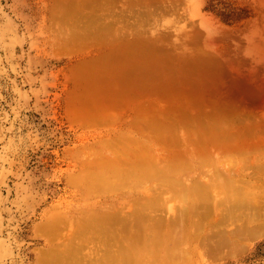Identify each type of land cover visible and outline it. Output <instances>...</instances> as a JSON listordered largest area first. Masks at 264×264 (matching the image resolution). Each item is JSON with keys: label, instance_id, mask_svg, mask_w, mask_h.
<instances>
[{"label": "rangeland", "instance_id": "1", "mask_svg": "<svg viewBox=\"0 0 264 264\" xmlns=\"http://www.w3.org/2000/svg\"><path fill=\"white\" fill-rule=\"evenodd\" d=\"M66 1L0 0V264H50L54 251L61 256L66 249L63 246L74 250L75 243L80 242L74 237H78L74 228L77 225L72 227L71 222L84 213L90 215L92 210L93 214L95 209L98 214H110L114 208L129 212L128 206L134 204L135 197L140 200L160 193L159 201L165 204L154 213L170 219L183 207V201L174 196L175 191L194 183L215 181L213 204H209L224 208V204H214V200L221 192V201L231 203L228 192L233 188L231 194L240 190L236 194L240 199L231 195L234 202L238 199L247 206L251 203L264 214V104L261 106L263 102L259 101L264 97V87H259L258 79L252 77L250 84L254 83L252 87L260 96L252 100L253 104L247 98L249 105L242 101L243 96L238 99L232 93L233 79L240 77L237 74L256 67L250 58L254 64L249 66L239 51L243 49L241 43L249 42L250 31L261 26L262 18L257 21L251 2L142 0L150 6H145L150 8L149 15L140 0L134 10L139 11L142 4L140 12L147 13L142 17L139 12H132L139 14V19L130 12L132 16L127 12V18L121 17L125 4L126 10L121 13L129 11L130 0H115L114 4H120L111 5L116 17L119 7L120 18L116 21L109 11L103 10L106 0H98L105 6L99 7L101 10L96 7L105 13L94 8L93 0ZM88 4L98 12L93 13ZM154 6L162 11L153 12ZM98 13L108 16L106 22L97 20L101 16ZM110 16L111 21L107 20ZM91 17L103 20L105 25L114 24L108 32H99L103 24L93 22ZM241 35V41L246 39L244 43L238 41ZM212 37L213 44L218 43L219 47L211 45L213 40L208 39ZM216 37H224L227 42L223 38L216 42L221 40ZM247 45L245 51L251 49ZM238 55L245 58L247 65L241 58L239 62L235 60ZM239 63L245 67L240 69ZM258 66L256 72L261 69ZM261 71L264 73V68ZM229 77H233L232 82ZM151 126L153 130L149 129ZM146 148L167 175L141 177L135 184L138 187L117 189L120 194L114 192L117 190L90 191L85 184L71 182L78 175L85 179L88 174L90 178L91 171L93 176L102 170L101 175L105 172L107 177L112 173L108 170L117 165L128 170ZM110 179L105 181L111 183L113 177ZM162 179L169 182L165 184L180 183L181 187L171 190L162 185ZM116 181L112 182L117 184ZM227 182H231L229 189ZM220 184L226 185L227 193L221 191L225 189ZM244 199L252 201L246 203ZM246 207L243 208H251ZM57 208L65 215L61 217L71 220L66 219L71 228L64 226L65 232L60 230L58 237L37 230L55 217ZM245 209L246 213L250 210ZM257 212L255 216L261 215L257 217L263 222V214ZM218 213H212L213 220L209 222L218 218ZM231 225L228 228L234 227ZM187 227L191 229L189 223ZM68 232H74V241ZM263 234L247 240L245 249L235 255L211 260L198 257L195 264H264ZM65 240L67 244L70 240L75 243L65 245ZM89 242L85 245L96 253L101 246L97 244L98 249L96 241ZM59 244L62 253L56 250ZM84 249L87 251L83 254L91 251ZM57 254L56 259H60Z\"/></svg>", "mask_w": 264, "mask_h": 264}, {"label": "bare ground", "instance_id": "2", "mask_svg": "<svg viewBox=\"0 0 264 264\" xmlns=\"http://www.w3.org/2000/svg\"><path fill=\"white\" fill-rule=\"evenodd\" d=\"M73 1L74 0H71V2H73ZM78 1H81V0H78ZM82 1H84V0H82ZM89 1H91V3H92V0H89ZM93 1H95L94 2L95 3L94 8L97 7L99 9V7L101 8L102 6H104V4L106 7L110 6V8H108V7L107 8L111 9V11L106 10L105 6H104L105 8L103 10H105L106 12L109 11L108 14L109 13L112 14V17L113 16L115 17L113 19L116 21H117V18L119 17V14H121V17L126 16V18H127V15H128V14L126 15L127 12L132 13L134 11H137V13L139 12L140 15H142V17L144 16L145 13H147V12H145L146 10L148 11V9H149V15L151 12L150 8L147 9V7H150V6L146 5L147 0H146V2H143L141 0L142 3H144V5H143L144 8L141 6L142 4H140V8L142 7L143 9H145V11H144L145 13H142V11L140 12V8H139V11L137 10L138 7H136V6H138V4L140 3L139 2L140 0H138V1L137 0H130L128 2L129 5L127 7V9L129 11H124L125 13H123V14H125V15H123L121 12H123V9L126 10L127 5L126 4H125L126 6L124 5V8L122 9V11L121 12L119 11L120 13L118 12L119 7H117L116 11H117L118 17H116L115 15H113V13H114L113 11L115 10V8H114V10L111 8V5L115 3V0H113L114 1L113 3L110 2L109 0L108 1L106 0V3H104V4H103V2H102V4L100 3L102 0H100V2H98V0H93ZM103 1H105V0H103ZM153 1H154V3L159 2L157 0L156 1L153 0ZM66 2L67 1L65 0V3ZM71 2H69V3H71ZM116 2H117V0H116ZM118 2H119V0H118ZM248 2L249 3L251 2L250 3L251 7L253 8V10L255 11V14L257 16L256 19L258 18L257 21H259V20L261 21V18H262L261 26L255 28L256 30H254V31H250L251 33L249 34V42L247 41L249 43V46L251 45L250 46L251 49L249 47H247V49L249 48L251 50V51L249 49H248L249 51L247 50L248 52L251 53V55H249V57H246V56H248V54H250V53H248L247 51H245L246 49H244V48H246L244 46H248L247 45L248 43L247 42L244 43L246 39L244 41H241L243 38V36H242L243 34L241 35L242 37L240 38V36H239L240 39L239 40L237 39V40L239 42L241 41L244 44H246V45H244L240 42L241 45H243V49H241V45H240V48H239V49H241V50H239L240 54L247 59L248 58L253 59L252 61H255L256 67L253 68V66H252V64H254V62L251 63V61L249 59L246 61L250 62L251 64L246 62L244 60L245 58L244 59L241 58L239 56L240 55L239 54L238 58H236L235 60L238 61L241 58V61L243 59V61L246 62V65L248 63L249 66H252V67L249 68L247 71L239 72L240 74L238 73L239 68L237 67L238 68L237 69V73H238L237 75H239L240 77L239 78L237 77L238 79H233L235 81L232 80L233 77L232 78L229 77V79H231L230 81L231 82L233 81L232 84H233V87L235 88V90L232 89L233 91H235L232 93L235 96H237V98L239 96H240L239 98H241V96L246 98L245 100H244V98H242V101H245L244 103L247 102L246 101L247 98L251 99V102H252L253 99L255 101V99H257V98L259 99V96H260V92L257 91L258 92L257 93L256 88L252 87V85L254 83L252 82L253 84H250L252 77H256L258 79V82H259L258 86L259 87H264V75H262L260 73L261 69L264 68V66H263L264 65V0H254L253 3L251 0H248ZM86 3H89V2H87V0H86ZM119 3H122V0ZM119 3H116L114 5H117V4L120 5ZM124 3H125V1H124ZM154 3L152 2V4H154ZM160 3H162V2L160 1ZM90 4H88L89 5L88 7H90ZM68 5H71V4H68ZM80 5H77V6H80ZM148 5H149V3H148ZM83 6H85V5H83ZM122 6H123V4H122ZM145 6H147V7H145ZM159 6H158V8H159ZM86 7H87V4H86ZM112 7H113V5H112ZM160 7L163 8V5ZM90 8L92 10L93 6ZM135 8H137V9L134 10ZM154 8L155 9L153 12L157 13L158 8H156L155 6H154ZM162 8H160L159 11H162ZM101 9H99V10H101ZM94 10H92L93 13H94ZM97 10H95V13H97L99 11V10L98 11ZM159 11H158V13H160ZM99 12H101V11H99ZM111 12H113V13H111ZM153 12L151 15L155 14ZM103 13H105V12H103ZM115 14H116V12H115ZM132 14H130V15L132 16ZM135 14H136V12H135ZM93 15L96 16L95 14H93ZM99 15L102 16L103 14L98 13L97 16L99 17ZM140 15L138 14L139 17H140ZM146 15H148V14H146ZM97 16H96V18H97ZM101 16L99 18H97V20L102 18L105 21L106 17H108L107 15H106V17H104V15L102 17ZM138 16H135V17H138ZM93 17H91V18H93ZM112 17L110 16L109 19L107 18V20H110V18H112ZM96 18H95V20H96ZM126 18L124 20H126ZM139 19H141V17ZM91 20H93V22H95L94 18ZM103 20H102V22H101V20L97 21V23L101 22L100 24H103V26H100V28H98L99 32L101 29H102L101 32H106V31L108 32L109 30H111V28H112L111 25H113L114 23L110 22L111 25L109 26L108 25L109 22H108V24L106 23L107 25H105L104 23L106 21L104 22ZM114 20H112V22ZM118 20H120V19H118ZM252 20H254V19H252ZM135 21H136V19H135ZM249 24H251V23H249ZM252 25L254 27V24H252ZM255 25H257V24H255ZM250 27H252V26H250ZM85 29H86V27H85ZM85 29H83V31ZM89 31H90V29H89ZM89 31H87V32H89ZM247 34H248V32H247ZM220 35L222 36L221 33H220ZM83 36H84V34H83ZM214 37H215V35H214ZM224 37H226V34ZM224 37H222L223 40H224ZM246 37L248 38L247 35H246ZM220 38L221 37H219V38L216 37V39H220ZM222 38H221V40H217L216 42H218V41L222 42L223 41ZM208 40H210V42L213 40L211 42V45H213V46H215V44L216 45L218 44V43L213 44V42H215L214 41L215 39H213V37L208 39ZM225 40L227 42V39H225ZM210 42L208 41V43H210ZM219 45H222V43L220 44V42H219ZM227 51H228V49H227ZM242 51H243V53L245 52L244 55H243ZM228 53H229V51H228ZM230 53H231V51H230ZM246 53H247V55H245ZM242 64H244V63H242ZM242 64L241 63L238 64V65H241L240 69H243L245 67ZM230 65H232V64H230ZM258 65H260V66H258ZM242 66H243V68H242ZM257 66L261 67L259 72L258 71L256 72V70L259 69V68H257ZM230 67H229V71L234 72V71H232V69ZM233 68H234V66H233ZM261 72L263 73V71H261ZM235 75H233V76H235ZM228 76H230V74ZM236 76L234 78H236ZM229 79L227 82H229ZM229 83L228 84L226 83V85H229ZM228 87L226 86V89ZM228 89H230V88H228ZM228 92H230V91H228ZM227 94H229V93H227ZM262 96H261V98H262ZM261 98L259 101L263 102V103H261V106H262L264 104V101H263L264 97L262 100H261ZM256 101H258V100H256ZM246 104H248V103H246ZM252 104H253V102H252ZM252 104H251V106H254ZM254 104H255V102H254ZM259 105H260V102H259ZM257 106H258V104H257ZM152 126L149 127L150 130H153ZM154 130H156L155 127H154ZM145 151L146 152L143 155L139 156V159L138 158H137V160L135 159L136 161H134L132 167H130L128 170H124V168L120 167V165L114 166L110 170H108V173H110V171L112 172L111 174H108L109 176H107L108 178L111 177V179L113 177V180L110 179L111 183L106 182V181H108V180H106V179H108L106 177L107 173L104 172L105 174L102 173V175H101L102 170L100 171V174H97V175L93 174V176L91 174L92 173V171H91L90 178H89L88 174L86 175V172H85V175H86L85 179L83 176L81 177L79 175L78 176L76 175L77 176L76 178L73 176V179L74 178L75 179L73 181L71 180V182H73L75 185L76 184L77 185L78 184L79 185L85 184V186H88V190H90V191L99 190V191H104V192L108 191V193H110V190L114 191L117 189H119V190L123 189L122 191H124V189L128 188V187H138L135 184H138L137 181L140 180L139 178H141V177H144L146 179H153V178H156L158 176L167 175L168 173H163L164 171L160 170L159 162L156 160L152 151H150V149H147V148L145 149ZM170 171L172 172L173 169ZM82 173H80V174H82ZM83 175H84V173H83ZM100 175L105 176V177H101ZM114 177L115 178L118 177L119 179L121 178V180L118 179L119 183H118L117 178L114 179ZM162 180H163L162 185L170 188L171 190L172 189L176 190L177 188L181 187L180 183L167 184L168 181L165 179V181H167L165 184L164 179H162ZM81 181H82V183H81ZM112 181H116L117 184L113 183ZM225 181H227V180H225ZM220 183H222V181ZM230 183L231 182H227V185ZM194 184L191 186L188 185V187L182 191H175L174 196L178 200L181 199L180 200L181 202L183 201L182 202L183 207L180 209L176 208L177 211L174 212L175 213V215H174L175 220L174 221H173V216L171 217V215H170V218L172 219V222L171 221L169 222L168 218H167V220L164 219V220H166L165 225H167V221H168V223H173V225L172 224L171 225H172V228H175V229L170 230V228H171L170 227L169 228L170 232L166 231L167 229L164 230L165 229L164 228L165 222H163L164 220H162L161 217L157 216L156 213H154L156 209H157L156 212H158V208H163V204H165L164 203L165 201L162 204V203H160V201L157 198H155V197H157V195H158V198H160L161 197L160 193H159L160 195L158 193L157 194L153 193L156 195L155 196L154 195L149 196V197H153L150 200H149L148 196H147L148 199H146L147 197L144 196L145 197L144 201H143V199L141 201L139 199L135 200L136 197L134 198L132 193H130L129 194L130 198H131V195L134 198V204H132L133 202L131 203L132 206H131V204H129V206H128V210L130 209L129 212L127 210L125 211V213L122 212L124 208L123 209L120 208V210L122 209V211H118L117 209H116L117 211H115V208H114L113 209L114 211L110 210L111 211V212H109L110 214H107V212L105 210H104L105 212H103V214H101V212H100V214H98V213H95L96 210H98V209H95L94 213L92 214L93 210L91 209L92 211L88 212V213H90V215L87 213L86 214L84 213L83 217H81V218L79 217L80 219H78L77 221L73 219L74 222H71L72 227H74L73 225H77V228L76 227H74V228L76 231H78L77 232L78 237L74 236L75 235L74 232L76 233L75 230H72V231H74L73 232L74 235L73 234L72 235L75 237V239H79L80 242H77V243L73 242L74 241V239H72L73 236L70 235L71 233L69 234V232H68L67 234H69L68 235L69 238H70V236H72L70 239L73 240V241L70 240L69 242L72 241L73 244L75 243L76 249L74 248V250H73V248L71 249L68 246H63L64 248L67 249V251L70 250V252H69V254H67L66 253L67 251L65 249V250H62V252L65 251L64 253H62L59 250V249H61V247L59 248V246H61L59 244L58 247H56L57 248L56 250L61 252L63 255L61 254V256H60L57 253H54L55 251L53 249L54 252L52 253V251H51V253L55 254V255H52L51 253H49L52 256H54V257L51 256L50 264H195L197 262L196 259L198 257H199V259L200 258L203 259L204 257H206L208 260L209 259L211 260V258H220V257L222 258V257L227 256V255H230V256L235 255L238 252L242 251L243 248L245 249V246H247V244H246L247 240H249L252 237L258 238V236L259 237L262 236V234L264 233V221L262 222L258 219L257 216H261V215L256 214L257 216H255V214H254V212L256 210L259 212V214H260V212L262 213L260 208L256 205L259 208V210H260L259 211L257 207H255V206H253V204L251 205V203H249L251 208L252 207L257 208L256 210H255V208L254 209L252 208L253 210L251 208H248L251 210L250 211L248 209L243 208V207H246L248 205V204L245 205V202H237L238 199H236L235 202L233 201V198L235 199V197L236 198L238 197L236 194L238 193V195H239L240 190H237L236 193L233 192L235 194H233V193L231 194L230 193L231 190L234 191V189L231 188V185H230V187H229V185L226 187V188H228V187L231 188V190L228 188L229 189L228 193L230 194V197L233 201V203H232L231 199H229L231 201V203L225 202V203H227L226 205H225V203H223L224 201L223 202L221 201L222 194L220 192L219 193L220 196H218L219 198L217 197V199L214 200L215 201L214 204L215 203L218 204V202H220L221 204H224L223 205L224 208H222V205H220V204H218L217 207H216V205H212L213 204L212 200L214 199V198L212 199V197H214L213 195L216 192V191L214 192V188L216 187L215 181L213 182V180H212L211 183H204V184H198V185L195 184V186H194ZM221 186H222V189H225V191L224 190H221V191H223L224 194L227 193V191H226L227 189L225 188L226 185L224 186V184L223 185L220 184V187ZM215 190H216V188H215ZM114 192H116V193L119 192V194L121 193V191H118V190L114 191ZM209 192L210 193L212 192L211 193L212 195ZM142 194H144V193H142ZM229 194H226V195H229ZM129 195L127 193L126 196H129ZM226 195L223 198H225ZM231 195L233 196V198ZM234 195H236V196H234ZM240 195H241V193H240ZM240 197L242 198V195ZM243 197H246V196L244 195ZM127 199H129V198L127 197ZM210 199H211V201H210ZM225 199L227 200V197ZM216 200H217V202H216ZM250 200L247 199L245 201H246V203H248V202H250ZM123 201L126 202L127 200L123 199ZM161 202H162V200H161ZM209 203H212V204H209ZM126 204H127V202H126ZM254 204H255V202H254ZM219 205L221 208L219 207ZM209 206L216 207L217 209L215 210V208L213 209L212 207L209 208ZM250 206H247V207H250ZM124 207H126V205ZM218 207L220 208V210L218 211L219 213L216 212L218 210ZM100 208H102V207H100ZM238 208H240V210L242 208L243 210L239 211ZM110 209H111V206H110ZM244 209L248 210L247 213L244 211ZM56 210L59 211L61 209L57 208ZM56 210L54 212H57ZM88 211H90V210H88ZM211 211H214L216 214H212L214 212H211ZM237 211H239V213ZM59 212H57V214ZM119 212H122V214ZM60 213H61L60 215L58 214L59 216L54 213L53 215H55V217L52 215V217H54V218L49 216L52 219H47L42 224V226L37 227V230H41L43 232L46 231L49 235H53V234L55 235L56 234L58 237V234H60L59 231L60 230L62 231L64 226L71 228V226H70L71 224L69 222H67V220H69V219L64 217L65 215L62 214L63 213L62 211ZM217 213H218L219 217L216 219L214 217L215 220L209 222V220H213V219H210V217L212 215L217 216ZM62 215H64L63 216L64 218L61 217ZM153 216H155V217H153ZM156 217H159V218H157L159 220L161 218L162 221L161 220H160L161 222L159 220L157 221ZM263 217H264V214H263ZM149 219L154 221V223L151 221L152 224H149L150 223ZM69 221H71V220H69ZM162 222H163V224H161ZM67 223H68V225L69 224L70 225L67 226L66 225ZM155 223L157 224V226L159 228L157 226H155L156 225ZM188 223H189V226L191 227V229L189 228L190 230L187 229ZM148 224H149V227L152 226V227H150L152 229H150L147 226ZM230 224L234 225V227L231 225V227H233V228H228L227 225H230ZM160 225H162L163 227ZM153 226H154V228L156 227V230L153 229ZM169 226H170V224H169ZM161 227L164 229H160ZM74 228H72V229H74ZM157 228H158V230H157ZM66 229H68V228H66ZM161 230H163V231H161ZM69 231H71V229ZM62 232H65V230ZM67 234H65L64 237L67 236ZM59 237L61 238V235H59ZM64 237L62 236V238H64ZM69 238H68V240H69ZM65 241H66V242H64V243H66L65 245L71 246V243L69 244V242H68V244H67V240H65ZM89 241H92L91 243H93V241H96V245L98 244L101 247L103 246V248H106V249H103L104 250L103 251L100 247L101 251L103 252V253L101 252L102 254H100L99 246L98 245L96 246L94 243L93 245H95L96 248L98 247V249H99V250L97 249L98 251L96 253H94V251H96V250H91L89 246L87 247L85 245V244L88 245V243H90ZM73 244H72V246L75 247ZM89 245H91V244H89ZM95 246H91V248H94ZM63 247H62V249H64ZM81 248H82V250H81ZM84 248H88L89 251L91 250L90 253L87 252L88 255H86L87 253L86 254L82 253L85 250ZM85 251H87V249ZM56 254L58 255V258L60 257V259H56ZM74 255H76V256H74Z\"/></svg>", "mask_w": 264, "mask_h": 264}, {"label": "crops", "instance_id": "3", "mask_svg": "<svg viewBox=\"0 0 264 264\" xmlns=\"http://www.w3.org/2000/svg\"><path fill=\"white\" fill-rule=\"evenodd\" d=\"M131 196H132V195H131ZM150 196H152V195H150ZM129 198H130V196H129ZM152 198H153V197H149V200L152 199ZM155 198H157V199L159 200L158 195H157V197H155ZM142 199H143V201H144L145 197H144V198L142 197V198L140 199V201H141ZM146 199H148V197H147ZM153 200H154V199H153ZM164 219H165V218H162V220H164ZM149 220H150V223H149V224H152V223H151L152 220H151V219H149ZM155 220H156V219H155ZM158 220H159V219H157V221H158ZM160 220H161V218H160ZM160 220H159V221H160ZM162 220H161V221H162ZM166 220H167V219H166ZM166 220L163 221V222H165V223H164V228H165V229L162 228V227H163L162 225H160V226H162L160 229H164V230L167 229L166 231H168V232H170V230L175 229V228H172L173 223H168V221H169V222H170V221L172 222V219L170 218V219L167 221V225H165V224H166ZM174 220H175V218L173 217V221H174ZM161 221H160V222H161ZM152 222L154 223V221H152ZM155 222H156V221H155ZM163 222H162L161 224H163ZM149 224L147 225L148 227H149ZM155 224H156V223H155ZM169 224H170V226H169ZM171 224H172V225H171ZM158 225H159V224H158ZM174 225H175V224H174ZM155 226H157V224H156ZM165 226H166V227H165ZM150 227H152V226H150ZM150 227H149V228H150ZM157 227H158V226H157ZM167 227H168V228H167ZM170 227H171L172 229H171ZM173 227H174V226H173ZM158 228H159V227H158ZM158 228H157V230H158ZM169 228H170V230H169ZM150 229H152V228H150ZM153 229L156 230V227L154 228V226H153ZM161 231H163V230H161ZM166 231H165V232H166Z\"/></svg>", "mask_w": 264, "mask_h": 264}]
</instances>
